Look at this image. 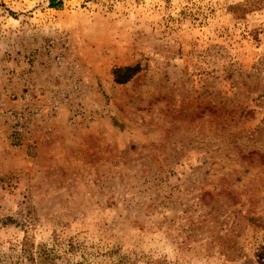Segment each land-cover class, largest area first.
Instances as JSON below:
<instances>
[{"label":"rangeland","instance_id":"rangeland-1","mask_svg":"<svg viewBox=\"0 0 264 264\" xmlns=\"http://www.w3.org/2000/svg\"><path fill=\"white\" fill-rule=\"evenodd\" d=\"M0 264H264V0H0Z\"/></svg>","mask_w":264,"mask_h":264},{"label":"trees","instance_id":"trees-1","mask_svg":"<svg viewBox=\"0 0 264 264\" xmlns=\"http://www.w3.org/2000/svg\"><path fill=\"white\" fill-rule=\"evenodd\" d=\"M52 1L53 0H51V3ZM136 70H137L136 67H131V66L116 67L113 69L112 73H113L114 80L117 83H123L127 81ZM39 257L42 258L43 261L52 260L51 255L49 253H46L45 251H43L42 253H39Z\"/></svg>","mask_w":264,"mask_h":264}]
</instances>
